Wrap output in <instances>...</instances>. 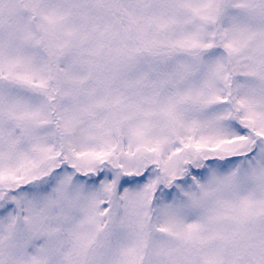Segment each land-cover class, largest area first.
I'll use <instances>...</instances> for the list:
<instances>
[{
  "label": "snow or ice",
  "instance_id": "snow-or-ice-1",
  "mask_svg": "<svg viewBox=\"0 0 264 264\" xmlns=\"http://www.w3.org/2000/svg\"><path fill=\"white\" fill-rule=\"evenodd\" d=\"M0 264H264V0H0Z\"/></svg>",
  "mask_w": 264,
  "mask_h": 264
}]
</instances>
